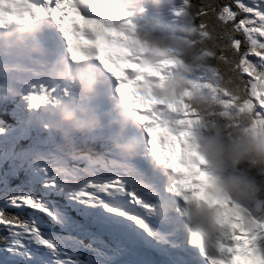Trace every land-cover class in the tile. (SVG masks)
Instances as JSON below:
<instances>
[{
  "label": "snow or ice",
  "instance_id": "1",
  "mask_svg": "<svg viewBox=\"0 0 264 264\" xmlns=\"http://www.w3.org/2000/svg\"><path fill=\"white\" fill-rule=\"evenodd\" d=\"M241 128L264 0H0V264H264V182L215 143Z\"/></svg>",
  "mask_w": 264,
  "mask_h": 264
},
{
  "label": "clouds",
  "instance_id": "2",
  "mask_svg": "<svg viewBox=\"0 0 264 264\" xmlns=\"http://www.w3.org/2000/svg\"><path fill=\"white\" fill-rule=\"evenodd\" d=\"M215 143L218 154L232 161L239 169L237 173L229 176V180L241 194L249 193L254 181L264 182V137L253 136L241 128L233 133L227 143L219 135ZM202 238L211 250L215 234L208 233Z\"/></svg>",
  "mask_w": 264,
  "mask_h": 264
}]
</instances>
